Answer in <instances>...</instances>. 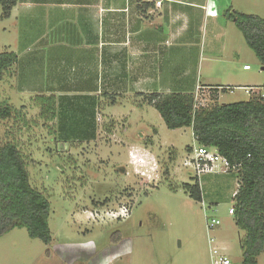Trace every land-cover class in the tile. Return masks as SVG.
Returning a JSON list of instances; mask_svg holds the SVG:
<instances>
[{
	"label": "rangeland",
	"instance_id": "1",
	"mask_svg": "<svg viewBox=\"0 0 264 264\" xmlns=\"http://www.w3.org/2000/svg\"><path fill=\"white\" fill-rule=\"evenodd\" d=\"M237 4L238 11L264 18V0ZM54 12L58 15L46 24L22 15L4 19L0 6V54L17 55L11 69L1 72L0 102L13 113L0 119V138L19 147L32 186L49 200L52 231L49 243L30 237L25 227L4 233L0 264H211L212 246L243 264L246 232L229 214L239 189L237 175L204 176L205 205L185 190L184 184L195 180L187 163L190 150L200 145L192 127L169 129L147 98L139 106L144 99L103 94L94 136L81 139L92 133L94 98L65 88L55 92L57 118L41 117L36 97L45 90L38 87L44 75L56 85L52 65L62 45L44 40L60 29L59 10ZM224 16L220 22L228 28L209 26L193 33L195 40L179 42L178 62L161 74L178 80L161 94H193L199 104L212 107L249 100L251 87L264 92V65ZM230 80L240 84L229 85ZM134 144L149 148L150 153L142 151L144 158L150 155V164L135 166L133 158H142L129 152ZM207 216L220 224L208 229ZM258 261L264 264V251Z\"/></svg>",
	"mask_w": 264,
	"mask_h": 264
},
{
	"label": "crops",
	"instance_id": "2",
	"mask_svg": "<svg viewBox=\"0 0 264 264\" xmlns=\"http://www.w3.org/2000/svg\"><path fill=\"white\" fill-rule=\"evenodd\" d=\"M157 1L18 0L9 19L22 15L27 21L42 18L47 24V20L58 15L54 10H59L56 22L60 29L52 30L44 38L46 41L62 42L59 56L52 65L56 85H49L54 82L44 75L41 79L44 83L38 89L45 90L44 95L55 98L57 90L65 89L80 91L74 96L94 98L90 116L94 132L96 117L101 109V95L117 94L119 98L132 95L143 100L142 94L161 93V90L174 88L178 77L175 80L161 74L178 62L175 55L179 42L195 40L193 33L206 27L209 29V26L228 28L225 21L221 24L220 18L228 8L237 10L234 3L238 5V0H162L161 5ZM210 8L217 12L216 16L208 13ZM246 66L249 65H244V68ZM238 82L230 80L227 84H240ZM206 88L213 89L211 86ZM144 104L145 99L143 104L137 105ZM137 147L138 144L131 145L129 152L144 160L132 157L139 169L150 164L151 159L150 155L144 158L143 154L144 150L150 153L149 148L141 147L139 150Z\"/></svg>",
	"mask_w": 264,
	"mask_h": 264
},
{
	"label": "trees",
	"instance_id": "3",
	"mask_svg": "<svg viewBox=\"0 0 264 264\" xmlns=\"http://www.w3.org/2000/svg\"><path fill=\"white\" fill-rule=\"evenodd\" d=\"M17 1L0 0L2 18L10 17ZM224 15L243 33L248 46L264 65V18L232 8L225 10ZM16 61L14 52L1 53L0 77L1 72L7 73ZM142 95L160 112L169 129L192 127L198 144L215 147L232 165H240L232 172L241 183L234 198L233 216L237 226L246 232L241 241L243 264H259L258 257L264 251V98L254 94L247 101L217 103L212 107L201 105L195 110L193 94L153 92ZM36 100L41 117L57 118L54 96L37 95ZM5 103L0 102V119L13 113L12 107H5ZM92 133L81 139L93 137ZM184 187L191 198L203 201L197 180ZM49 215L50 202L32 186L19 147L0 138V236L20 226L27 229L30 237L49 243L52 240Z\"/></svg>",
	"mask_w": 264,
	"mask_h": 264
},
{
	"label": "built area",
	"instance_id": "4",
	"mask_svg": "<svg viewBox=\"0 0 264 264\" xmlns=\"http://www.w3.org/2000/svg\"><path fill=\"white\" fill-rule=\"evenodd\" d=\"M158 5L162 4V0L157 1ZM208 13L210 15L216 16L217 12L215 10H212V8L208 9ZM245 68H249V66H246ZM227 89V88H226ZM259 90V91H258ZM261 89H256L255 87H251L249 90V93L262 96L264 98V92L260 91ZM233 91V90H231ZM258 91V92H257ZM202 104L198 103L196 98L195 103V110L198 109ZM192 156L190 158V161H188V165L192 167L193 171V177L195 180L200 182V185L202 184V179L206 175H222V174H230L232 172H236L240 165H232L231 162L223 156L217 148L210 147V146H203L198 145L197 147L191 148ZM238 187H240V180L238 181ZM238 190H236L233 194L234 198L237 195ZM203 205L204 201H202ZM229 214H234V205L229 209ZM207 221V227L208 229L215 228L218 224H220V220L216 218H209L206 217ZM214 241V238L211 237L210 243L212 244ZM211 264H234L232 259L229 257V255L223 254L219 251V248L212 246L211 248Z\"/></svg>",
	"mask_w": 264,
	"mask_h": 264
}]
</instances>
